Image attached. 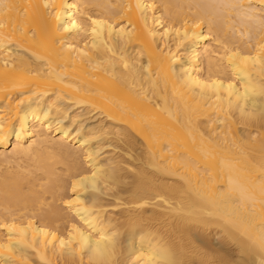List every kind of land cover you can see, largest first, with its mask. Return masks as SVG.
Wrapping results in <instances>:
<instances>
[{
	"label": "bare ground",
	"instance_id": "6f19581e",
	"mask_svg": "<svg viewBox=\"0 0 264 264\" xmlns=\"http://www.w3.org/2000/svg\"><path fill=\"white\" fill-rule=\"evenodd\" d=\"M263 128L264 0H0V264H264Z\"/></svg>",
	"mask_w": 264,
	"mask_h": 264
},
{
	"label": "rangeland",
	"instance_id": "374dc122",
	"mask_svg": "<svg viewBox=\"0 0 264 264\" xmlns=\"http://www.w3.org/2000/svg\"><path fill=\"white\" fill-rule=\"evenodd\" d=\"M218 7L217 10L221 11V4L219 6V3H217ZM244 39V38H243ZM238 43V42H236ZM93 120V119H92ZM255 131V128H252ZM264 131V128H263ZM102 140L104 150H114L117 155L122 157L124 161L127 164L132 165L133 167H137L139 164H141V161L138 160L142 155L145 154V146L142 141V139L132 131L130 134V139H125L123 137H117L115 135H109L106 138L100 139ZM142 158V157H141ZM136 159V160H135ZM82 163L84 166H87V164L84 162V159L82 158ZM151 172L155 173V170L149 169ZM128 178L126 179V182H131L133 178V174L130 172L124 171ZM131 187V183L127 184H121V188L123 190L128 189ZM71 195V192L68 188L64 189L62 193L60 194V197L53 201L50 194H46V202H54L55 204L59 205L62 212L65 215V219L63 222L58 224V227L64 231H67L69 229V222L74 219V215L69 212L68 209H66L65 205L63 204V201L65 199H68ZM124 197L128 195V193L123 194ZM46 207V206H45ZM124 207V206H123ZM123 207H117L114 209V212L116 213V216L119 217L122 214V208ZM31 213V211L22 210L18 212L17 214H24L25 216H28ZM216 238V237H215ZM189 246H191L189 244ZM192 248V247H191ZM226 256L217 254L216 252H209V251H203L200 250L196 255L195 258L191 261H194L195 264H227L226 259H224ZM190 259H185L183 263L185 264L186 261H189ZM193 262V263H194ZM188 263V262H187Z\"/></svg>",
	"mask_w": 264,
	"mask_h": 264
}]
</instances>
